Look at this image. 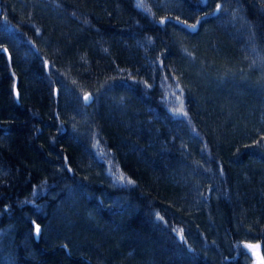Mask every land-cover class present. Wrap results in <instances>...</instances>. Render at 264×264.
<instances>
[{"label":"trees","instance_id":"1","mask_svg":"<svg viewBox=\"0 0 264 264\" xmlns=\"http://www.w3.org/2000/svg\"><path fill=\"white\" fill-rule=\"evenodd\" d=\"M254 242L264 264V0H0V264Z\"/></svg>","mask_w":264,"mask_h":264},{"label":"water","instance_id":"2","mask_svg":"<svg viewBox=\"0 0 264 264\" xmlns=\"http://www.w3.org/2000/svg\"><path fill=\"white\" fill-rule=\"evenodd\" d=\"M2 50L7 54V57H9V52H8V50H7V48L5 46L2 47ZM14 90H15V94L17 96L18 95L17 89L15 88ZM253 246L255 247L256 254L261 258V264H263L262 252L260 250L259 243L258 242H254Z\"/></svg>","mask_w":264,"mask_h":264},{"label":"snow or ice","instance_id":"3","mask_svg":"<svg viewBox=\"0 0 264 264\" xmlns=\"http://www.w3.org/2000/svg\"><path fill=\"white\" fill-rule=\"evenodd\" d=\"M217 8L219 9V5L217 6ZM163 23H164V21H161V24H163ZM189 29H190L191 31H195V29H196V25H191V26H189ZM5 51H6V50H5ZM88 99H89V97H88V96H85V100H88ZM36 231H37V233H39V231H40L39 226H37ZM247 247L250 249L252 246H251V245H248ZM239 251L243 252L244 250H243V249H239ZM244 254H245L246 256L248 255L247 252H244Z\"/></svg>","mask_w":264,"mask_h":264}]
</instances>
